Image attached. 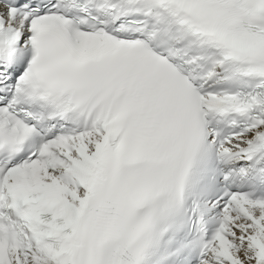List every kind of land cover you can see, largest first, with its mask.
Here are the masks:
<instances>
[{
	"label": "snow or ice",
	"instance_id": "snow-or-ice-1",
	"mask_svg": "<svg viewBox=\"0 0 264 264\" xmlns=\"http://www.w3.org/2000/svg\"><path fill=\"white\" fill-rule=\"evenodd\" d=\"M0 264H264V0H0Z\"/></svg>",
	"mask_w": 264,
	"mask_h": 264
}]
</instances>
